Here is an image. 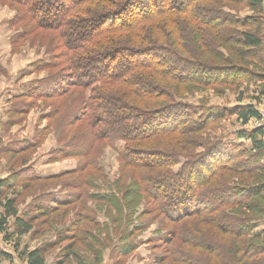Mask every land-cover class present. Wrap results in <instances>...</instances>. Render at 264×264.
<instances>
[{"label": "trees", "instance_id": "16d2710c", "mask_svg": "<svg viewBox=\"0 0 264 264\" xmlns=\"http://www.w3.org/2000/svg\"><path fill=\"white\" fill-rule=\"evenodd\" d=\"M4 1L20 7L18 21L28 34L54 32L58 54L53 60L64 62L69 81L47 98L81 92L75 113L66 112L64 140L74 135L78 150H58L54 161L84 162L26 183L29 189L31 182H60L71 191L64 196L56 189L61 196L36 207L38 213L21 216L17 199L3 195L12 187L0 181V233L9 243L16 240L19 258L48 264L60 248L52 264H101L111 249L121 260L115 264H123L143 244L133 240L163 219L162 226L172 229L162 239L169 249L159 264L170 259L174 264H264V238L254 234L264 220V125L244 129L262 121L264 0ZM246 7L254 14L240 18ZM254 82L255 103L241 105L244 83ZM209 89L239 95L240 104L228 113L243 128L236 132L242 143L216 136L226 111L204 116L185 103L188 93ZM63 113L57 105L50 119ZM50 128L40 131L36 145ZM118 146L123 152L113 183L99 162L103 154L100 159L97 154ZM71 177L78 184L68 182ZM86 188L92 192L85 195ZM87 200L99 203L105 223L92 215ZM68 207L76 209V218L56 242L22 249L20 240L35 233L38 217L65 221L69 214H58Z\"/></svg>", "mask_w": 264, "mask_h": 264}, {"label": "rangeland", "instance_id": "374dc122", "mask_svg": "<svg viewBox=\"0 0 264 264\" xmlns=\"http://www.w3.org/2000/svg\"><path fill=\"white\" fill-rule=\"evenodd\" d=\"M253 14V9L246 7L239 11L238 16L245 18ZM20 17V7L0 0V181H7L8 185L12 187L9 190L4 189L6 194L3 195L4 197L9 196L11 199H17L20 215L24 216L31 210L35 214L38 213L36 207L47 204L58 195L61 196L60 192L66 196L71 191L70 189L66 190L63 183L52 181L31 182L29 189H26V183L30 178H36L35 180L47 179L49 176L63 171L75 170L80 162H84V160L82 158L81 160L69 158L63 162H60V160L54 161L58 150L66 153H75L78 150L77 142L72 139L74 135L71 136L69 142H64V140L67 138L65 132L69 122V120H66L68 119L66 112L75 113L77 110L75 102L78 101L81 92L73 90L72 93L57 101L47 98L51 93L67 88L69 81V73L66 71L67 66L64 62L56 63L53 60L55 54H58L55 52L54 32L37 31L28 34L26 24L18 21ZM173 65L180 68L179 70H184L180 64L173 63ZM186 70H189L188 67ZM190 73L191 71L187 73L188 76ZM257 86L258 84L255 82L249 85L244 83L245 95L241 105L255 103ZM184 98L187 99L185 103L199 108L198 112L202 114L203 111L204 116L226 111V118L222 120L220 127L216 129V136L225 137L226 142L238 144L243 142L238 141L236 137L238 131L243 130L241 124L237 121L236 116L228 113L229 110L240 104L237 93L224 91L222 94H218L216 90L209 89L188 93ZM57 105H60L62 110L65 109V113L58 116L60 117L58 120L52 121L50 118ZM260 113L263 114L262 111ZM49 124L51 128L48 130L44 141L36 145L40 138V131ZM258 124L261 123L254 121L244 129L258 128L260 127ZM29 146L34 148L27 150ZM120 152H123V149L118 146L116 150L105 148L97 154L98 159L103 154V158L99 162L103 165V170L107 172L113 183L118 178ZM82 176L80 174L78 178ZM75 178H68L67 181L78 184L76 182L79 179ZM98 184L104 187L103 182L99 181ZM59 188H62L60 192L56 190ZM89 191L92 192L91 189L86 188L85 195L89 194ZM103 191H101V194ZM87 202H89L87 206L90 208L92 215L96 212L99 222L105 223V218L97 212L96 206H99V203H95L93 206L91 201L87 200ZM2 210L0 203V213ZM66 214H69V217L65 221H61L56 217L45 221L46 219L42 216L38 217L35 223V233L21 238L22 249L28 247L34 250L43 244L56 242L59 234L64 232L67 226L71 225V221L76 218V209L68 207L60 210L58 215ZM127 222L135 224L134 221L129 219H127ZM14 225L15 220L10 219L8 229L11 234L14 232ZM162 225L166 227L163 219L155 220L146 233L133 240L131 244L138 243V241H142L143 244L123 264H159L164 256L167 258L169 247L164 245L162 239L169 236L167 232L172 227L167 229ZM255 226L254 234L264 238V220L258 222ZM15 243V239L13 243L5 241L4 236L0 233V264H27L15 252ZM116 245L122 246L120 242H117ZM59 252L60 248H57V251L48 258V264H52L56 260ZM3 254L9 255L11 261L5 258ZM103 255L101 264H115L117 261H121L113 258L111 249H106ZM92 257L88 256L90 262H92ZM163 264L174 263L170 259Z\"/></svg>", "mask_w": 264, "mask_h": 264}, {"label": "crops", "instance_id": "0c3cea01", "mask_svg": "<svg viewBox=\"0 0 264 264\" xmlns=\"http://www.w3.org/2000/svg\"><path fill=\"white\" fill-rule=\"evenodd\" d=\"M259 110L262 111V113H264V106H261V107L259 108ZM261 122H262L261 125H264V121H261Z\"/></svg>", "mask_w": 264, "mask_h": 264}, {"label": "built area", "instance_id": "2783aa9c", "mask_svg": "<svg viewBox=\"0 0 264 264\" xmlns=\"http://www.w3.org/2000/svg\"><path fill=\"white\" fill-rule=\"evenodd\" d=\"M262 116L264 117V113L262 114ZM263 117H262V121H263ZM260 123H262V122H260ZM258 126H262L261 124H258Z\"/></svg>", "mask_w": 264, "mask_h": 264}]
</instances>
